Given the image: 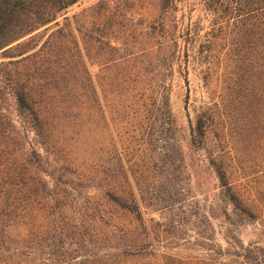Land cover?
<instances>
[{"label":"trees","instance_id":"1","mask_svg":"<svg viewBox=\"0 0 264 264\" xmlns=\"http://www.w3.org/2000/svg\"><path fill=\"white\" fill-rule=\"evenodd\" d=\"M82 4L0 0V264H264V242L245 244L231 230L259 218L235 174L245 168L243 136H264V0H97L73 12ZM190 61L208 97L189 144L215 176L228 225L225 245L200 260L169 255L162 232L140 238L147 221L133 160L79 156L98 151L105 97L118 98L129 122L134 82L153 91L149 75L172 77ZM162 105L151 104L172 157L169 97ZM42 219L54 224L47 254H38Z\"/></svg>","mask_w":264,"mask_h":264},{"label":"rangeland","instance_id":"2","mask_svg":"<svg viewBox=\"0 0 264 264\" xmlns=\"http://www.w3.org/2000/svg\"><path fill=\"white\" fill-rule=\"evenodd\" d=\"M95 1L83 0L81 7L74 8L73 12ZM198 2L184 0L190 8ZM193 16V20L196 19L197 13L194 12ZM146 83L147 88L151 87L153 91L138 92L134 82V118L129 122L126 114L118 111L114 103L118 98L114 94L103 99L107 112L101 116L97 131H93L98 151L93 154L79 151V156L104 163L116 162L120 158L133 160L134 194L141 202L147 221V227L140 231V238L156 242V235L162 232L169 255L200 260L213 245L219 242L225 245L223 236L228 228L224 217L218 218L220 201L215 176L189 144L190 125L207 101L208 94L194 61H190L189 67L184 65L179 69L176 65L172 77L165 72L149 75ZM162 95L170 99L176 125L177 144L172 157L162 151L164 143L157 135L160 129L154 119L155 109L151 106L155 103L162 107ZM112 103L113 108H108ZM252 136L259 140L255 142L246 134L243 136L245 168L235 174V180L245 201L259 218L250 224L231 227L245 244L264 242V136L259 132ZM127 147L132 149L133 156L127 157ZM156 153L160 160L155 157ZM40 222L42 231L38 254H47L49 239L54 236L48 233L53 232L54 224L51 221L47 225L44 219ZM55 237L58 238L57 235Z\"/></svg>","mask_w":264,"mask_h":264}]
</instances>
